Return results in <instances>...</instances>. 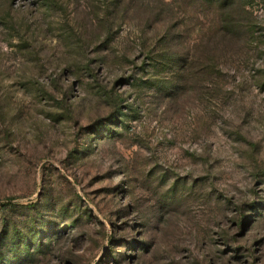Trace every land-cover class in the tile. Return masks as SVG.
Segmentation results:
<instances>
[{
    "label": "rangeland",
    "instance_id": "1",
    "mask_svg": "<svg viewBox=\"0 0 264 264\" xmlns=\"http://www.w3.org/2000/svg\"><path fill=\"white\" fill-rule=\"evenodd\" d=\"M0 264H264V0H0Z\"/></svg>",
    "mask_w": 264,
    "mask_h": 264
}]
</instances>
